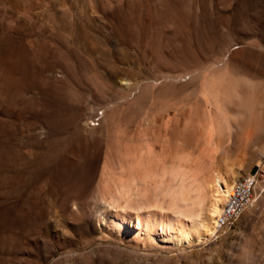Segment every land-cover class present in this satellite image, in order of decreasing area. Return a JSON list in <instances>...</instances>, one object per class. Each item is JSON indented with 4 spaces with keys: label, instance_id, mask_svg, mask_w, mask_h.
<instances>
[{
    "label": "rangeland",
    "instance_id": "obj_1",
    "mask_svg": "<svg viewBox=\"0 0 264 264\" xmlns=\"http://www.w3.org/2000/svg\"><path fill=\"white\" fill-rule=\"evenodd\" d=\"M261 164L264 0H0V264H264ZM138 167L162 193L256 173L255 200L206 242H137L97 215L155 199Z\"/></svg>",
    "mask_w": 264,
    "mask_h": 264
},
{
    "label": "bare ground",
    "instance_id": "obj_2",
    "mask_svg": "<svg viewBox=\"0 0 264 264\" xmlns=\"http://www.w3.org/2000/svg\"><path fill=\"white\" fill-rule=\"evenodd\" d=\"M260 168L259 173L262 177L260 182H264V164H261ZM137 169L141 173L142 171L144 173L145 170L149 172L144 173L145 176L139 181L140 185L147 184L149 188L153 187L155 191H158L156 188L160 186L159 189L164 191L161 186L163 185L161 181L163 174L161 176V172H159L160 174L153 173L157 172V169L152 168L154 171H151L150 167L148 169L138 167ZM177 172L178 169L171 167L166 173L175 176ZM183 179L177 189L175 187L168 189V185L167 189L165 187V190H168L165 193L159 190L162 193L161 199L162 197L165 200L169 198L167 208H164L162 203L159 204L161 199L159 200L157 195L160 192L156 195L154 191V195H156L154 199L150 189H146L147 192L150 190V194H147L145 190H142V187L138 186L136 191L132 190V193H135L133 194L138 205L136 204L137 206L131 209L129 206L131 190L129 189V193L124 192L125 190H119L115 198L111 197L103 200L106 212L97 215L99 224L106 226L118 235L130 236L134 241H143L148 245L170 244L174 247H180L208 241L214 235L215 217L219 214L221 205L225 201L234 179L217 174L212 180L213 182H209V184H212L211 188L196 187L194 190L185 185ZM206 184L204 183V186ZM209 184H207L208 187ZM135 185L137 186V184ZM156 199L158 203L155 201ZM132 204H134L133 201L130 205Z\"/></svg>",
    "mask_w": 264,
    "mask_h": 264
},
{
    "label": "built area",
    "instance_id": "obj_3",
    "mask_svg": "<svg viewBox=\"0 0 264 264\" xmlns=\"http://www.w3.org/2000/svg\"><path fill=\"white\" fill-rule=\"evenodd\" d=\"M256 173L237 178L232 184L225 201L221 205L213 226L214 234L232 227L237 218L255 200Z\"/></svg>",
    "mask_w": 264,
    "mask_h": 264
}]
</instances>
